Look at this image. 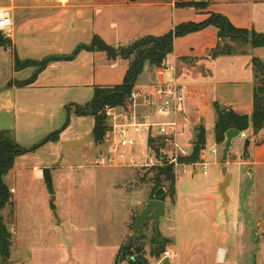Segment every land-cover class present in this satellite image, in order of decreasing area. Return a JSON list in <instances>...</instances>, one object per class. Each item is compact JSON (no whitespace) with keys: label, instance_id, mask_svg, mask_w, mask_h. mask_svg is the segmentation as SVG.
<instances>
[{"label":"crops","instance_id":"0c3cea01","mask_svg":"<svg viewBox=\"0 0 264 264\" xmlns=\"http://www.w3.org/2000/svg\"><path fill=\"white\" fill-rule=\"evenodd\" d=\"M198 2H206L207 6L197 8L195 5H189ZM0 8L12 10L15 25L14 35L9 40L10 45L0 46V133H10L12 139L21 146L17 142L18 133L35 131L33 122L36 118L42 120L49 115L52 120L57 119L62 111H65L69 118V126L62 131L58 142H49L34 152L17 158L14 168L5 176V184L14 191L13 207L16 206L18 187L21 188L33 181L47 184L45 177L47 172L53 192L49 191L46 194L42 204L45 209L57 208L58 194L54 190L56 179L51 171L54 174L58 168L63 167L50 162L47 166L25 162L36 157L45 148L51 161L55 157L72 156L75 149L80 148L79 154L89 159L95 169H130L132 171L130 177L126 178L125 182L120 180L118 184L113 185L110 195V200L116 198L120 201V206L125 212L117 213L112 204L106 203L108 216L100 214L104 208L102 194L105 188L100 183L89 182L82 187L80 197L84 207L91 208L80 218H77L79 215L72 217L75 223L74 234H80L81 239L73 242L71 252L93 255L87 263L97 264L94 255L105 254L109 249L111 255L108 258L109 264H115L117 255L131 235L132 217L134 214L138 215L151 200L150 189L141 186L134 170L136 168L124 165H96L98 158L106 151V145L94 142V118L78 117L74 113V107L90 103L96 87L121 85L129 69V61L110 60L103 51L83 50L73 60L50 63L33 84L24 86L22 83L32 78L36 68L17 70V60L42 61L50 56H69L80 45H90L94 36L100 37L110 46L126 45L149 36L161 37L180 25L203 23L212 15L227 18L237 29L264 35V0H3ZM219 41V30L215 26L175 39L173 51L166 61V68L154 69L146 66L134 91L149 93L155 84L177 82L189 88L181 114L184 110L186 113L189 110L187 103L193 96L192 91L202 89L212 96L213 102L230 107L238 113L241 111L251 115L256 83L253 58H259L264 62V48L250 46L244 54L212 58L209 52L218 46ZM198 68H203L207 76H204L202 71H197ZM143 75L153 77L155 81L150 85H144L141 81ZM193 110L195 112V108ZM20 112L23 115H20ZM213 114L212 129L215 142L214 128L217 116L215 112ZM76 117L80 120L92 118L91 128L70 134ZM245 133L250 140L248 150L245 148L249 155L244 158L241 155L238 163L242 166L257 167L258 175L264 171V131L258 135L262 139L259 144L250 138L254 135L252 128ZM84 140L87 142L85 145L73 147L74 143ZM235 141L236 139L233 140L232 146ZM70 168L73 170L75 167ZM196 171H192V175L199 173ZM11 176L15 180L13 186L6 183ZM223 178L224 176H220L219 184L224 181ZM16 181L20 184H16ZM209 193L211 194L209 198L204 200H200L199 197L197 199L193 194L187 195L189 209L192 211L188 215L185 214V218L193 220L197 209L206 207L202 212L207 216L212 215V222H215L214 230L218 224L223 227L209 252L212 264H237L238 250L236 247L230 249L227 245L228 241L230 242L228 229L232 218L235 224H241V216L236 209L233 211V199L229 193L228 203L225 200L222 202L217 195H212V189H209ZM73 196L74 192L71 190L68 197L73 199ZM198 200L200 203L197 204ZM52 201L53 205L50 204ZM206 202L210 203L205 206ZM178 209L176 189L175 205L171 206L167 200L166 213L170 210L171 214H175ZM183 212V210L178 212L179 223L181 218L183 219ZM263 222L257 225L258 234L259 226ZM63 252L67 253L65 250ZM148 260L150 264H162L164 261L156 262L157 259L151 255ZM170 263L172 264V260Z\"/></svg>","mask_w":264,"mask_h":264},{"label":"rangeland","instance_id":"374dc122","mask_svg":"<svg viewBox=\"0 0 264 264\" xmlns=\"http://www.w3.org/2000/svg\"><path fill=\"white\" fill-rule=\"evenodd\" d=\"M2 3L3 0H0V5ZM233 47L237 52H241L242 50L246 51L250 45L249 43H240L234 44ZM163 68H166V64ZM197 71H202L204 76H207V72L203 68H198ZM141 81H143L144 85H150L155 79L143 75ZM191 94L193 96H190L191 98L187 103V107L189 108L188 112L186 113L184 110L177 118L180 131L178 140L184 148L192 149L193 153V143L197 130L199 128L206 130V150L208 152L207 174L204 175L199 167V173L195 176L192 175V164H184L180 160L178 161V165H174L176 177L175 188L177 189L179 209L175 214H171V211L168 210L162 219L161 225L163 232L160 230V238L167 241V243L165 242L164 252L168 250L174 255L172 264H212V257L209 252L214 247L212 245H214L217 239L216 237L223 230V227L218 224L214 230L215 222H212V215L207 216L202 212L206 207L197 209V214L194 215L195 218L193 220L192 218H185V214L188 215L192 211V209H189L187 195L193 194L197 199L199 197L200 200H204L207 197L209 198V195H211L209 189H212V195H217L223 202L224 199L218 189L220 176H224L225 178L231 173L233 175V181L228 193L233 199V211L235 209L237 210L242 221L241 224H235L232 218L228 229L230 242L228 241L227 245L230 249H235L236 247L238 250L237 264H264V235L263 233H257V225L261 221H264V171H261L257 175V167L242 166L238 163L241 155L242 158L249 155V152H245V141L246 139L248 140L247 135L246 139L237 138L230 152L225 155V142L222 144H215L216 141L214 142L212 120L213 112H215V102L212 101V96L210 97L209 93L202 89H194ZM41 107L44 106L41 105ZM194 108L195 112H193ZM239 112L240 114H246L241 111ZM20 115H23V113L20 112ZM67 119L68 116L65 111L60 112L58 118L53 120L49 115L42 120L36 118L33 122V129L35 131H30L31 133L25 134L18 133L17 142L23 148L31 149L46 140L52 133L63 128ZM92 124V118L80 120L76 117L70 134L81 129L87 128L88 130ZM254 136L252 135L250 138L256 144L262 142L259 136H255L256 139ZM79 149L76 148L72 156L55 157L51 161V157L47 156L48 150L45 148L36 157L29 158V161H25L26 163L39 164L40 166H47L50 162L51 164L63 167L58 168L54 174L51 171L53 177L56 179L54 190L58 194V205L56 206L57 208L52 210L51 208L45 209L43 206L42 200L50 189L43 182H30L29 184L23 185L24 189L22 186L21 188L18 187L15 208L8 207L3 211L4 223L7 225L12 237L10 240L11 247L9 249L10 254L8 259H3L0 244V264H88L87 261L93 255L71 252L73 242H78L81 239L80 234H74L75 223L72 217L79 215L77 218H80L87 209L91 208L90 206L84 207L80 197L81 189L86 183H100L105 188L102 194L104 208L100 214L108 216L106 210L108 206L106 203L108 205L112 204L117 213L121 211L125 212L123 207L120 206V201L116 198L113 201L112 198L110 200V195L112 194L113 185L118 184L120 180L125 182L126 178L130 177L132 171L130 169H95L91 166L89 159L79 154ZM169 149L172 148L169 147ZM214 149L217 151L216 154L212 153ZM77 151L79 152L77 153ZM71 166L75 168L72 170L70 168ZM251 169H253L252 172L250 171ZM134 170H136L137 180L141 186H147L151 193L154 187V182L151 179L154 177L155 172L150 169ZM6 183L13 186L15 180L11 176ZM18 183L16 181V184ZM71 190L74 192L73 199L68 197ZM13 192L10 190L12 201H14ZM54 197L53 201L55 202ZM167 200L171 206L175 205L172 204L170 198H167ZM200 200L196 203H200ZM201 202L204 203L203 201ZM226 202L228 203L229 200L227 199ZM207 203L210 202H206L205 206H207ZM180 210L184 211L181 223H179L180 216L178 214ZM134 216L132 217L130 227L131 235L133 234L132 227L137 215ZM219 218L222 219L221 216ZM146 224L147 226L145 228L143 227L142 240L135 246V250L137 248L142 249L148 258L150 252L158 248V245L152 243L154 237L153 221L150 219ZM63 250L67 251V253L63 252ZM109 253L110 251L108 249L105 254H95L94 258L97 264H109L108 258L111 256ZM140 254L135 255L138 256ZM162 255L160 258H156V262L162 260ZM124 263L129 264V257Z\"/></svg>","mask_w":264,"mask_h":264},{"label":"trees","instance_id":"16d2710c","mask_svg":"<svg viewBox=\"0 0 264 264\" xmlns=\"http://www.w3.org/2000/svg\"><path fill=\"white\" fill-rule=\"evenodd\" d=\"M197 8H205L207 3H191ZM209 26H215L219 30V44L209 52V56L217 58L219 56L244 54L245 51L237 52L233 47L234 44H248L252 48H264V35L250 32L248 30L235 28L227 18L221 15H212L207 21L195 24L189 23L176 27L170 33L161 37H145L126 45L110 46L106 44L100 37L94 36L90 45H80L69 56H50L42 61H24L19 59L16 62V69L22 70L28 67L36 68L32 78L22 83L27 86L35 82L38 75L47 68L52 62L70 61L83 50L86 51H103L107 54L110 60H127L129 61V69L126 73L124 82L121 85L112 87H96L94 89L93 99L90 103L84 106H75L74 113L78 117H93L95 118V126L93 137L96 144H103L108 131L105 110L107 108L124 107L130 100V97L136 87L139 77L145 70L146 66L153 68H163L166 64L168 56L173 51L174 41L177 38L187 36L189 34L199 32ZM10 41L4 39L0 35V46L10 45ZM185 60V59H183ZM253 68L256 77V83L253 90V112L251 115L240 114L229 107H222L218 102L214 103V110L217 116L215 123V141L217 144H222L226 141V133L235 129L244 133L250 128L253 129V134L258 136L264 131V62L259 58H253ZM69 126V118L65 126L49 135L39 145L25 149L16 143L10 133H0V244L1 254L3 259H8L11 247V233L4 223L3 211L8 207H13L12 195L10 189L4 182L5 176L14 168L16 159L28 153L34 152L38 148L49 142H58L60 134ZM206 130L199 128L196 132V137L193 143V153L189 157L180 158V162L184 164H194L200 161V154L206 148ZM150 144L153 150L159 154L160 149L164 147L163 142L151 139ZM154 171V177L151 179L154 182V187L151 192V199H159L166 201L171 199L172 204H175L176 197V177L174 165L165 163L162 167L151 169ZM46 182L49 191L53 192L52 183L49 175L45 172ZM147 226L145 224L144 228ZM142 239L135 240L129 253L122 255L124 247L121 249L116 264H122L129 257V264H150L148 258L142 249L135 246ZM167 243V241H165ZM152 243L157 244L158 248L153 249L150 253L152 257L160 258L164 253L162 244L158 243L153 237ZM142 252V254H140ZM135 254H140L136 256Z\"/></svg>","mask_w":264,"mask_h":264},{"label":"built area","instance_id":"2783aa9c","mask_svg":"<svg viewBox=\"0 0 264 264\" xmlns=\"http://www.w3.org/2000/svg\"><path fill=\"white\" fill-rule=\"evenodd\" d=\"M15 31L12 10L0 8V35L10 40ZM189 88L177 82L155 84L152 92L133 91L124 107L107 108L105 116L108 131L105 136L106 151L96 161L97 166L124 165L147 170L162 167L165 163L178 165L182 157L192 155V149L179 143L178 115L187 101ZM163 117L164 119H159ZM167 118V119H166ZM246 139V133H241ZM160 140L164 147L157 154L150 140ZM171 147L172 149H169ZM213 154L217 151L214 149ZM211 153V154H212ZM206 148L200 154V161L191 167L207 174ZM174 259L170 251L162 255L164 259Z\"/></svg>","mask_w":264,"mask_h":264},{"label":"water","instance_id":"95a60500","mask_svg":"<svg viewBox=\"0 0 264 264\" xmlns=\"http://www.w3.org/2000/svg\"><path fill=\"white\" fill-rule=\"evenodd\" d=\"M241 133L238 130L231 129L226 133V141H225V155L230 152L232 142L234 139L240 138ZM86 140L80 141L73 144V147H79L85 145ZM250 146V140H247L245 143V148L248 150ZM233 175L229 173L224 181L219 184V191L224 198L225 202L228 198L227 190L231 185ZM166 215V201H162L159 199H151L148 201L144 209L135 217V222L132 227L133 234L128 237L126 245L122 251V255H126L130 252L133 242L135 240L141 239L143 236V227L145 224L151 219L154 223V238L158 243H161L163 247H165V241L160 238V224L162 218ZM260 233L264 235V222L259 226ZM163 264H171L168 258L164 259Z\"/></svg>","mask_w":264,"mask_h":264}]
</instances>
